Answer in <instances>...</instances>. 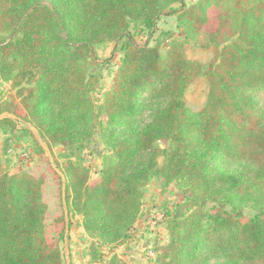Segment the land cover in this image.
Instances as JSON below:
<instances>
[{
	"label": "trees",
	"instance_id": "16d2710c",
	"mask_svg": "<svg viewBox=\"0 0 264 264\" xmlns=\"http://www.w3.org/2000/svg\"><path fill=\"white\" fill-rule=\"evenodd\" d=\"M165 13L205 34L209 62L188 58L178 39L166 42L168 31L154 45L134 39L132 27L153 31ZM109 42L122 59L98 104L94 47ZM201 75L209 90L194 111L185 93ZM0 80L16 89L0 115L18 117L0 127L22 124L34 137L27 123L37 128L65 175L71 225L79 215L97 243L128 242L156 177L185 193L166 213L170 237L154 247L157 264H264V0H0ZM98 127L111 154L93 183L76 151ZM44 183L0 158V264H67L59 240L49 242ZM247 206L254 213L245 217ZM91 248L99 259L95 241ZM107 264L129 263L114 253Z\"/></svg>",
	"mask_w": 264,
	"mask_h": 264
},
{
	"label": "rangeland",
	"instance_id": "374dc122",
	"mask_svg": "<svg viewBox=\"0 0 264 264\" xmlns=\"http://www.w3.org/2000/svg\"><path fill=\"white\" fill-rule=\"evenodd\" d=\"M170 1L167 0L168 3ZM195 2L197 0H186L188 5ZM172 6L178 7V4L173 3ZM215 18V14L212 12L208 28H215ZM131 31L135 34L134 39L138 43L150 45L155 44L161 33L168 31L170 35L166 42L172 38L178 39L188 58L207 63L213 56L211 50L206 48L205 34L187 31L178 26L176 16L172 14H162L153 31L142 29L137 33L135 27H132ZM94 58L98 64L97 68L101 69L103 73L101 85L94 94L96 102L100 104L103 101V94L113 84L116 71L121 64L122 51L118 48L117 42H109L94 47ZM208 90L209 82L205 76L201 75L188 87L185 93V100L189 107L194 111L200 110L206 101ZM15 93L16 89L13 88L11 82L0 80V102L7 98L10 99ZM16 99L19 101V98ZM19 112L21 115L25 113L21 107H19ZM101 121L105 123L106 116H102ZM21 127L22 124L13 131H5L3 127H0V158L12 173L28 171L36 177L44 175V200L49 205L48 238L51 244L59 240L63 260L67 264H107L110 257L114 253H118L129 264H157L154 247L166 244L170 237L166 227V213L185 198V193L178 183L173 182L167 188H163L160 180L155 177L144 188L142 215L131 231V239L126 243L118 246L97 243L96 239L91 238L84 231L79 215L72 216V225L69 222L68 232L66 228L64 238L60 239L61 232L67 224L61 220L65 210L60 176L52 167L47 153L39 142L37 133L30 128L35 132V137L31 136ZM6 140L9 145L7 151L4 150ZM38 142L43 151L38 148ZM62 152H64L62 146L54 147V153L60 161H63ZM76 154L89 167L91 182H96L99 178L103 157L111 154L99 127L93 138L84 147L78 149ZM244 212L245 217H248L254 213V210L251 206H247L244 208ZM93 241H95L97 249L95 253L99 256L97 260L93 258L91 248Z\"/></svg>",
	"mask_w": 264,
	"mask_h": 264
},
{
	"label": "water",
	"instance_id": "95a60500",
	"mask_svg": "<svg viewBox=\"0 0 264 264\" xmlns=\"http://www.w3.org/2000/svg\"><path fill=\"white\" fill-rule=\"evenodd\" d=\"M5 116H9L13 119L18 118L15 114H11L9 112H5L4 114L0 115V119L4 118ZM28 126L34 130L37 133L39 142L41 144V146L43 147V149L45 150V152L47 153L50 162L52 164V167L55 169V171H57L59 173V175L62 178L63 181V192H62V196H63V205H64V210H65V216H66V221H67V232L69 230V210H68V203L66 200V178L64 173L57 167L56 162H55V157L53 154V151L51 150V148L48 146V144L40 137L39 132L37 130V128L30 122L27 123ZM69 264V263H68Z\"/></svg>",
	"mask_w": 264,
	"mask_h": 264
}]
</instances>
